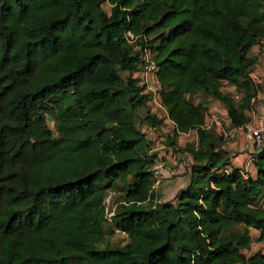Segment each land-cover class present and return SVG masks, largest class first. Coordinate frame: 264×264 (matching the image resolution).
<instances>
[{
	"label": "trees",
	"instance_id": "obj_1",
	"mask_svg": "<svg viewBox=\"0 0 264 264\" xmlns=\"http://www.w3.org/2000/svg\"><path fill=\"white\" fill-rule=\"evenodd\" d=\"M127 30L157 64L166 146L192 158L170 200L155 193L140 109L160 122ZM256 45L264 0H0V264H264L245 252L251 228L264 240V147L255 175L235 167L205 127L207 101L191 99L220 101L233 126L250 121ZM192 130L197 142L181 147ZM116 229L126 241L101 247Z\"/></svg>",
	"mask_w": 264,
	"mask_h": 264
},
{
	"label": "built area",
	"instance_id": "obj_2",
	"mask_svg": "<svg viewBox=\"0 0 264 264\" xmlns=\"http://www.w3.org/2000/svg\"><path fill=\"white\" fill-rule=\"evenodd\" d=\"M126 35L129 42L136 43L135 46L136 49H144L141 56L142 65L138 70L134 72V76L138 79L139 84L144 87L143 92L147 94L146 102L147 105H149L151 108V113L155 114L157 117L161 113H166L167 117L169 118L167 111L161 102V97L159 94L160 84L156 78L157 64L152 58L150 50L146 47L142 48V46L137 43L139 40V36H136L131 30H127ZM262 51L264 53V46H262ZM251 77L254 79V81L257 84L259 85L264 84V74H261L256 70H254L251 72ZM238 97L239 96H237V98ZM209 112L210 113H208L207 115L205 127L209 129H215L222 136L224 141L236 139L238 136L243 135V137L247 140V142L254 149V151H257L264 147V119H259V120L251 119L250 121L240 126H233L231 125V119L228 113L224 118L220 112L217 111H209ZM150 128L155 129L157 127L155 128L150 127ZM151 147H152V152H154L153 148L155 146L154 147L152 146V142H151ZM161 148L173 152L171 148H168L166 146L165 142L161 144ZM156 155H157L156 164L154 165V174H153L155 180L154 182L155 187L157 184H160L166 177L181 176L184 173L185 168L187 166L185 161L183 163L184 166L182 165V163L170 164L168 161L165 160L166 155H164V152H158ZM114 195H115L114 191H109L104 200L107 209L106 217L109 219L112 218L115 209L113 203ZM110 203H112L111 207H110ZM116 232L118 234L120 233L123 235V232H121L118 229H116Z\"/></svg>",
	"mask_w": 264,
	"mask_h": 264
},
{
	"label": "rangeland",
	"instance_id": "obj_3",
	"mask_svg": "<svg viewBox=\"0 0 264 264\" xmlns=\"http://www.w3.org/2000/svg\"><path fill=\"white\" fill-rule=\"evenodd\" d=\"M103 6L106 10L110 9V5L107 2H105ZM261 49H262V45L260 46V48H259V46H257L256 51H258L260 53L259 57H262V60L260 61V63L261 62L264 63V53L261 51ZM122 74L124 76H126L127 72L123 71ZM262 74H264V72H262ZM262 86L264 88V84H262ZM230 92H232V90ZM191 99H193L195 102H200L203 99H205L208 103L209 111L220 112L224 118L226 117V114H225L226 109L220 101L215 100V99L211 98L210 96H208L202 92H198L196 94L191 95ZM139 112H140V118H138V124L141 126V129L146 133V135L151 140L152 146L153 147L155 146L154 147L155 149L153 148L154 153L157 154L158 152H164V155H166V157L168 159L174 160L173 163L178 164L180 162H177V161L182 160V163H184V161H185L187 164L188 163L187 157L189 154L183 153V151L181 153L175 154V153L171 152L170 150L161 148V144L164 143L165 135L167 134V132H170L172 129V126H171L172 123L169 120V118L167 117L166 113H161L158 116V121L160 123L157 126V128L152 129L147 125L146 122H144V120H142V118L146 115V109L142 108V109H140ZM49 123H50V126L52 127V129L55 130V124H54V121L52 118H50ZM196 141L197 140H196L195 135L183 134L180 146L184 147L188 143H195ZM182 176H184V174H182ZM174 177H178V176H174ZM182 184H183V181H182ZM178 189H179L178 184H172V185L170 184L169 189H166L167 190L166 192L159 193V196H161L163 199L173 198L175 196V194L178 192ZM155 193L157 194L156 191H155ZM111 204L112 203H110V207H111ZM108 226L109 225H106L107 228H108ZM107 241L113 242L114 244H123L126 241V237L124 236V234L123 235L122 234L121 235H115L114 233H112V234L109 233V234H107L105 241L100 243L101 244L100 246L103 247ZM253 242L254 243L251 245V248L249 250L245 251L247 255L250 256L257 251L264 252V242H260L259 239H257L256 241H253Z\"/></svg>",
	"mask_w": 264,
	"mask_h": 264
},
{
	"label": "crops",
	"instance_id": "obj_4",
	"mask_svg": "<svg viewBox=\"0 0 264 264\" xmlns=\"http://www.w3.org/2000/svg\"><path fill=\"white\" fill-rule=\"evenodd\" d=\"M257 46H259V48H260L261 45L254 46L252 48L251 52H252V54H254L258 57V61H257V65L255 67V70L262 74V72H264V63H262V62L260 63V61L262 60V57H259L260 53L258 51H256ZM261 51H262V49H261ZM222 90L227 91V92H230L232 90L231 93H233L236 90V87L233 84L225 83L222 86ZM253 101H254L253 107L249 113V115L251 116V119L252 120L264 119V88H263V86H261L258 89L257 95L254 97ZM222 105L224 106V104H222ZM225 112H226L225 114H227V110ZM171 126L173 127V125H171ZM183 134H186V135L193 134L196 136V140L198 138L196 130H192L189 133H183ZM183 134H181L178 138L179 144H181ZM223 147L225 149H227L228 151H230L231 157H232V163L235 167H238L242 171L250 173L252 175L256 174V167H255V164L253 161L254 149L249 145V143L243 137V135H240L237 139L225 141L223 144ZM187 158H188V163L192 161L191 156H188ZM165 160L168 161L170 164H172L174 162V160L168 159L167 157H165ZM177 162L182 163V160H179ZM182 181H183V184H182ZM187 183H188V176L187 175L178 176V177H166L160 184L156 185L155 191L157 192V195L159 196V193L166 192L167 191L166 189H169L170 184L171 185L172 184H178L179 189H181ZM159 198L162 200L173 199V198L163 199L161 196H159ZM251 235H252V244H253L254 243L253 241H256L258 239V237L260 235V231L258 229H255V228H251ZM259 241L264 242V240H259Z\"/></svg>",
	"mask_w": 264,
	"mask_h": 264
}]
</instances>
